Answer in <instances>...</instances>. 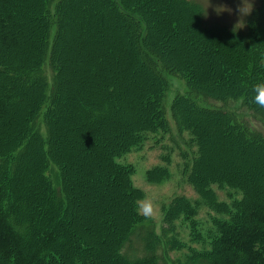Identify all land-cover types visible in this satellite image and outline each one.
<instances>
[{"label":"trees","instance_id":"obj_1","mask_svg":"<svg viewBox=\"0 0 264 264\" xmlns=\"http://www.w3.org/2000/svg\"><path fill=\"white\" fill-rule=\"evenodd\" d=\"M150 1L0 0V264H160L161 239L152 228L138 232L146 220L137 212L143 193L131 183L132 167L118 163L117 158L141 145L146 135L168 132L164 108L168 83L161 71L180 76L188 88V94L174 97L170 111L177 130L189 132L196 144L190 177L195 191L204 195L212 182H218L242 193L234 205L235 217L217 225L219 234L206 263L264 264V190L256 187L253 177L234 169L219 173L210 168L212 174L199 175L202 164L211 163L202 134L205 128L224 130L254 148L256 155L264 154V137L223 109L227 101H242L264 117V104L255 100L256 85L264 83V0L254 8L247 28L238 32L225 25H206L201 6L192 0H172L170 7L179 11L168 17H161ZM17 6L25 8L42 28L39 51H29L16 24L20 21ZM93 12L119 22L126 36V58L135 60L148 76L146 84L129 85L122 75L111 72L107 60L111 65L117 60L107 43L105 53L97 55L96 64L81 77L93 79L95 88L79 98L83 119L74 128L85 134L86 142L105 151V175L87 174L93 161L74 167L70 146L58 137L67 106L78 105L71 78L66 77L76 40L69 31ZM53 26L56 31L50 44ZM113 37L119 41V36ZM166 40L177 41L178 47L172 44L171 51L163 50ZM179 47L185 56L177 55ZM216 55L222 59L214 60ZM186 57L192 61L183 63ZM47 58L54 80L50 94L39 75ZM212 61L215 70L208 67ZM125 92L136 96L135 105L124 99ZM198 97L220 105L207 106ZM43 108L45 139L34 126ZM50 162L59 171L60 189L45 175ZM155 171L160 170L147 171L148 181L167 178L163 171L157 177ZM85 179L91 184L105 181L116 195L107 212H92L96 219L75 229L72 215L85 206L76 204ZM177 212H166L164 224L169 231L180 216ZM179 212L187 217L195 214L189 203ZM135 233L142 248L138 255L129 253Z\"/></svg>","mask_w":264,"mask_h":264},{"label":"rangeland","instance_id":"obj_2","mask_svg":"<svg viewBox=\"0 0 264 264\" xmlns=\"http://www.w3.org/2000/svg\"><path fill=\"white\" fill-rule=\"evenodd\" d=\"M30 1V0H29ZM165 1V2H164ZM198 3L203 10V20L206 25L213 26L216 24L225 25L233 28L236 20L235 8L237 0H222L233 8V14L223 13L217 16L212 7H208V0H192ZM172 0H151L150 6L158 8L159 15L162 17L171 16L172 12L178 13V9L170 6ZM221 2V0H212V4ZM262 0H255L256 8ZM54 2L50 3V10L53 11ZM86 6V5H85ZM83 7V5H82ZM20 13L19 29L22 31L29 51H39L40 35L42 28L38 26L30 13L22 6H17L15 9ZM91 13V12H90ZM80 18L81 22L70 29V33H74L75 43L73 48V55L70 58L71 71L66 73V77L71 78L72 92L77 98L78 105H68L67 111L64 113L62 128L59 130V139L71 148V155L73 156L72 164L79 165L82 161H93L91 169L88 170L90 175L96 174L99 171L102 175L106 174L107 165L104 164L103 155L105 151L98 148L91 142H86L85 134L77 132L74 128L83 119L82 114L79 113V98L85 94L86 91H91L95 88L93 79H84L82 76L86 75L88 69L92 64H96L97 55L105 53V44L113 47L114 61L117 62L111 65V60H107V66L111 72H116L123 76L124 81L129 84H146L148 76L141 72L135 60L127 59L128 53L124 50L126 39L125 33L120 29L118 21H110L106 15L94 14ZM205 14V15H204ZM85 20V21H84ZM250 16L247 17L246 26L241 30L247 28ZM83 21L85 23H83ZM37 26V32L35 31ZM55 26L52 27L50 33L49 43L51 44L54 34ZM188 36V31H184V35ZM183 35V34H182ZM183 35V36H184ZM113 36H119V41H115ZM65 40V39H64ZM118 40V39H117ZM121 40V41H120ZM169 41V44H167ZM171 40H166L163 50H170L172 44L178 47L177 41L172 43ZM64 48V44L62 45ZM132 49V48H131ZM206 54L210 51L206 49ZM185 51L179 47L180 56ZM201 53V52H200ZM35 53L34 55H37ZM188 58V57H186ZM214 60L222 59V55H216ZM192 60L184 58L183 63H189ZM197 64V62H196ZM213 70L216 69L215 62L212 61L208 65ZM168 83V90L164 98L165 117L169 124L168 132H157L148 134L145 140L136 148H133L128 153L117 158V162L132 167L133 172L130 176L131 183L134 188L143 193L142 199L137 203V212L144 216L146 220L143 221V229H139V233L143 234L146 229L152 228L155 234L161 239V248L157 249V255L160 259V264H207L206 255L212 249L214 241L217 237V225L221 221H230L236 215L235 203L242 199V193L235 188H231L225 184L212 182L209 186L210 192H205L204 195H199L190 182L192 166L197 158V148L193 137L189 132H179L176 128L175 122L171 116V103L174 97L178 94H188V88L183 79L175 74H168L161 71ZM70 74V75H69ZM40 76L44 77L47 82L48 94L53 90L54 80L53 72L49 65L48 58L42 67ZM143 84V85H144ZM140 88V87H139ZM141 91V88H140ZM136 96L129 95L125 92L124 99L136 104ZM198 100L206 103L207 106H219L209 99ZM223 109L230 113L235 121L241 122L249 129H253L255 133L264 137V117L257 112L248 109L242 101H227ZM44 108L35 120V129L46 138V127L43 121ZM203 136L206 138L207 159L211 158V163L200 167L199 175L203 176L210 173L211 169L221 172H229L234 169L238 174L247 178L253 177L252 181L259 189L264 190V154H255V149L246 146L239 141L232 139L231 135L224 130H217L215 128H208L202 130ZM66 140L67 142H65ZM70 141V142H69ZM95 151V152H94ZM99 153L101 155H99ZM46 170V177L51 181L54 188L60 189V177L58 169L50 162ZM75 167V166H74ZM211 168V169H210ZM160 170L164 172L167 177L162 181H148L146 173L149 170ZM84 170H82L83 172ZM159 171L160 174H162ZM158 177L159 173L155 171ZM212 174V173H210ZM89 181V178H86ZM80 183L81 195L76 204H85L84 208L75 210L72 215L74 218L73 228L77 229L81 225H85L90 219H96L95 214L101 215L102 212H107V206L112 203L114 189L110 188L105 181H97L95 183H88L87 180ZM89 190V192H88ZM83 191V193H82ZM183 198V199H182ZM187 200V201H186ZM215 201V203H214ZM188 203L194 209V216L187 217L181 214V207H188ZM172 211L180 214L178 218L173 221L171 230H168V225L164 224V217L166 212ZM97 217V214H96ZM163 228L165 231H163ZM135 233L132 236V243L129 252L131 254H140L142 248L138 244ZM2 264V263H1Z\"/></svg>","mask_w":264,"mask_h":264},{"label":"clouds","instance_id":"obj_3","mask_svg":"<svg viewBox=\"0 0 264 264\" xmlns=\"http://www.w3.org/2000/svg\"><path fill=\"white\" fill-rule=\"evenodd\" d=\"M209 7L213 8L217 16H220L223 13H228L229 15H232L234 11L232 7L222 2V0L221 2H218L216 4H212V0H208V7L205 9L206 15L208 14L207 9ZM254 7L255 0H237L235 8L236 20L233 24V32H238L246 26L247 17L251 16ZM255 93L256 102L264 104V83L256 85Z\"/></svg>","mask_w":264,"mask_h":264}]
</instances>
